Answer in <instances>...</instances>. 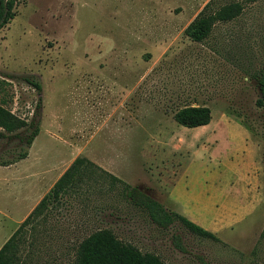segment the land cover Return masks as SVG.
I'll return each mask as SVG.
<instances>
[{
  "label": "rangeland",
  "instance_id": "rangeland-1",
  "mask_svg": "<svg viewBox=\"0 0 264 264\" xmlns=\"http://www.w3.org/2000/svg\"><path fill=\"white\" fill-rule=\"evenodd\" d=\"M208 1L17 0L0 28V105L28 122L39 102V131L26 149L0 137V160L29 155L0 175L56 165L68 146L85 160L23 228L20 264H71L101 229L163 264H264V111L245 75L264 60V0H216L238 2L240 15L191 42L182 30ZM185 106L207 107L210 122L178 126L172 114ZM107 175L218 242L178 223L159 229ZM225 216L235 221L220 230ZM14 226L0 216V246Z\"/></svg>",
  "mask_w": 264,
  "mask_h": 264
},
{
  "label": "trees",
  "instance_id": "trees-1",
  "mask_svg": "<svg viewBox=\"0 0 264 264\" xmlns=\"http://www.w3.org/2000/svg\"><path fill=\"white\" fill-rule=\"evenodd\" d=\"M216 0H209L195 17L185 26L182 34L189 41L200 43L205 40L216 23H226L238 17L242 6L238 2H231L222 6H215ZM17 0H0V28L6 25L14 17V7ZM245 75L254 82L258 89V98L255 106L264 111V60L257 70L247 69ZM37 92L40 87L36 83H29ZM39 102L35 105V112L28 122L17 118L2 105H0V137L14 136L23 148H28L32 140L38 134V110ZM210 110L205 106H185L172 114V120L178 126L184 128H200L210 122ZM23 150L15 159L0 160V166H8L25 158ZM83 158H76L53 184L48 193L40 200L29 216L7 238L0 247V264H20L19 249L22 243L23 228L27 222L40 213L47 204L57 202L66 189L72 185V179L77 173V168L84 164ZM111 182L122 184V196L133 207L142 211L148 220L161 230L178 223L189 233L218 242V239L210 232L188 221L181 215L165 209L158 202L142 193L135 187H131L111 175H107ZM71 187V186H70ZM173 246L182 251L178 236H173ZM71 264H163L158 257L140 253L131 245L123 244L117 240L107 229L97 230L78 243L74 259Z\"/></svg>",
  "mask_w": 264,
  "mask_h": 264
},
{
  "label": "crops",
  "instance_id": "crops-1",
  "mask_svg": "<svg viewBox=\"0 0 264 264\" xmlns=\"http://www.w3.org/2000/svg\"><path fill=\"white\" fill-rule=\"evenodd\" d=\"M61 148L62 147L60 145V149ZM80 152L81 151L78 150V147L73 148L72 146H68L65 148V151L62 152L63 156L60 155L58 156V158L56 159L54 158L55 160L53 162L56 163V165H53V166L46 165V167L40 171H30L29 169H27V171H24L22 173L18 171L19 173L17 174V176H11V177L6 176L5 177L3 175H0V216L4 219H8L10 222H12L15 225L13 227L12 233L29 216V214L37 206L40 200L48 193V191L51 189L53 184L58 180V178L63 174V172L69 167L72 161L76 158H82L80 157L82 155L80 154ZM68 156H70L71 158V159L69 158L70 159L69 162H68ZM28 157L29 155L26 154L25 158L20 159L14 162L13 164H10L8 166H0V170L14 169L22 161L27 160ZM39 157L40 155L39 156L34 155L35 159ZM62 157H64L65 159L60 160V158ZM88 159L93 164H96L99 167H101L98 164L100 162L94 160L95 158L94 159L88 158ZM67 163H69V165L66 168L62 169V164L65 165ZM101 168L105 170V168L103 167ZM255 182H256L255 184L256 188L258 189L257 178H255ZM251 205L252 207H254L253 204ZM225 220H227V224H231L230 223L231 221L232 222L235 221V219L231 218V216L229 217L225 216L224 219H222V221L218 222L220 223L217 226L218 229L221 230V228H225L226 223H224V225H221ZM210 233L213 234L212 232Z\"/></svg>",
  "mask_w": 264,
  "mask_h": 264
},
{
  "label": "bare ground",
  "instance_id": "bare-ground-1",
  "mask_svg": "<svg viewBox=\"0 0 264 264\" xmlns=\"http://www.w3.org/2000/svg\"><path fill=\"white\" fill-rule=\"evenodd\" d=\"M203 128V127H202Z\"/></svg>",
  "mask_w": 264,
  "mask_h": 264
}]
</instances>
